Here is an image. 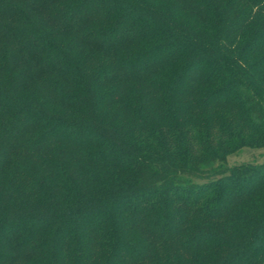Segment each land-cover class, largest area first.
Segmentation results:
<instances>
[{"label": "trees", "instance_id": "16d2710c", "mask_svg": "<svg viewBox=\"0 0 264 264\" xmlns=\"http://www.w3.org/2000/svg\"><path fill=\"white\" fill-rule=\"evenodd\" d=\"M243 147L264 0H0V264H264Z\"/></svg>", "mask_w": 264, "mask_h": 264}, {"label": "rangeland", "instance_id": "374dc122", "mask_svg": "<svg viewBox=\"0 0 264 264\" xmlns=\"http://www.w3.org/2000/svg\"><path fill=\"white\" fill-rule=\"evenodd\" d=\"M228 166L243 163H264V147H243L242 149L227 155ZM216 163L215 167H218Z\"/></svg>", "mask_w": 264, "mask_h": 264}]
</instances>
